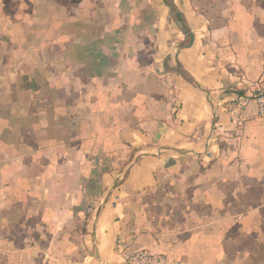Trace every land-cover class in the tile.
Listing matches in <instances>:
<instances>
[{"label": "crops", "instance_id": "obj_1", "mask_svg": "<svg viewBox=\"0 0 264 264\" xmlns=\"http://www.w3.org/2000/svg\"><path fill=\"white\" fill-rule=\"evenodd\" d=\"M263 76L264 0H0V264H264Z\"/></svg>", "mask_w": 264, "mask_h": 264}, {"label": "built area", "instance_id": "obj_2", "mask_svg": "<svg viewBox=\"0 0 264 264\" xmlns=\"http://www.w3.org/2000/svg\"><path fill=\"white\" fill-rule=\"evenodd\" d=\"M240 103L247 106L255 103L258 115L264 119V76L254 84H251L249 91L240 98ZM127 264H184L180 260H171L161 253L149 250H139L129 255Z\"/></svg>", "mask_w": 264, "mask_h": 264}, {"label": "trees", "instance_id": "obj_3", "mask_svg": "<svg viewBox=\"0 0 264 264\" xmlns=\"http://www.w3.org/2000/svg\"><path fill=\"white\" fill-rule=\"evenodd\" d=\"M173 8V7H172ZM173 10H174V8H173Z\"/></svg>", "mask_w": 264, "mask_h": 264}]
</instances>
